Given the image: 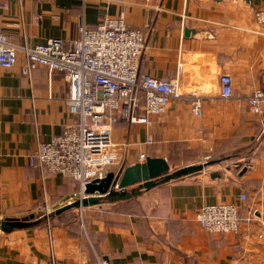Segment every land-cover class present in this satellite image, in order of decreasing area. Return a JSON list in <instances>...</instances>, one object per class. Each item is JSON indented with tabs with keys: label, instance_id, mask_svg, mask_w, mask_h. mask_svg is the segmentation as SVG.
Listing matches in <instances>:
<instances>
[{
	"label": "crops",
	"instance_id": "crops-1",
	"mask_svg": "<svg viewBox=\"0 0 264 264\" xmlns=\"http://www.w3.org/2000/svg\"><path fill=\"white\" fill-rule=\"evenodd\" d=\"M260 10L264 0H8L7 6L0 0V24L20 46L50 38L71 44L82 24L94 27L123 12L128 26L146 31L140 73L177 80L179 94L147 124H115L113 138L123 144L120 166L148 156L166 158L171 170L214 161L150 188L136 184L127 189L130 196L112 194L86 205V233L60 221L56 211L78 183L60 173L43 178L31 152L37 140L73 128L78 116L69 110L64 74L44 65L23 73L19 51L13 67L0 66V220L37 215L45 187L54 209L53 241L40 217L26 227H0V264H51V254L57 264L93 262L97 255L107 264H264V113H254L248 102L264 86ZM223 72L233 78L230 99L220 96ZM196 97L201 115L193 111ZM144 102L140 91L138 114ZM248 160L241 175L232 167ZM214 171L221 172L216 179ZM221 201L240 205L239 233H212L198 223V208Z\"/></svg>",
	"mask_w": 264,
	"mask_h": 264
},
{
	"label": "built area",
	"instance_id": "built-area-1",
	"mask_svg": "<svg viewBox=\"0 0 264 264\" xmlns=\"http://www.w3.org/2000/svg\"><path fill=\"white\" fill-rule=\"evenodd\" d=\"M8 0H2L7 6ZM264 21V10L257 12ZM80 36L71 44L61 38H50L43 43L22 46L12 42L0 24V66L13 67L19 59V51L25 57L22 71L25 74L37 66H47L51 71L64 74L69 87V110L78 116L77 124L54 136L49 141L37 140V147L31 152L30 163L46 172L60 173L77 181L79 189L68 196L63 206L81 201L76 210L81 214L85 229L82 203L89 195L86 186L101 179L109 171L119 172L123 160V144L113 138V128L121 121L149 123V116L167 111L170 101L179 94V83L175 79L159 78L140 73V59L147 37L146 31L128 26L124 13L115 18H105L94 27L80 26ZM183 63L178 70L182 71ZM220 96L233 97L231 74H220ZM144 95V114H138V93ZM251 110L264 113V86L257 88L249 97ZM193 111L202 114L200 97L192 101ZM45 204L40 208L47 219V231L52 244L53 232L47 192L43 193ZM241 200L247 199L241 193ZM61 206V207H63ZM240 205L233 201L204 204L196 211V219L202 228L212 233H239ZM86 233V232H85ZM51 264H57L52 258ZM84 264H107L98 256L93 262Z\"/></svg>",
	"mask_w": 264,
	"mask_h": 264
},
{
	"label": "water",
	"instance_id": "water-1",
	"mask_svg": "<svg viewBox=\"0 0 264 264\" xmlns=\"http://www.w3.org/2000/svg\"><path fill=\"white\" fill-rule=\"evenodd\" d=\"M186 33H189L188 29L186 30ZM251 161H241L232 167H234L237 173L241 175L249 168ZM213 163L214 161H206L171 170L170 163L166 158L160 156H148L144 161L123 167L119 172L109 171L105 177L88 183L86 186V193L89 196L84 199L82 203L84 205L97 204L100 203L105 196L112 194H115L117 198L130 196V192H128L127 189L136 184L150 188L172 178L199 172ZM220 174L221 172L214 171L212 178L216 179ZM118 190H121V193H118ZM80 204L81 201L77 200L73 204H68L59 208L56 212L58 213L68 208L78 207ZM32 223H34L32 220L23 218H6L0 220V227L4 230H9L26 227Z\"/></svg>",
	"mask_w": 264,
	"mask_h": 264
},
{
	"label": "trees",
	"instance_id": "trees-1",
	"mask_svg": "<svg viewBox=\"0 0 264 264\" xmlns=\"http://www.w3.org/2000/svg\"><path fill=\"white\" fill-rule=\"evenodd\" d=\"M56 216H57V218L60 221H68L70 223L72 222L71 223L72 225H74V223H76L75 222L76 216H75L74 212L72 211V208L65 209V210L60 211L58 213L56 212ZM22 218L23 219L32 220V219L38 218V216L36 214H34V213H30V214H26V215L20 217V219H22ZM72 230H75L76 231V234L78 235V229H77V227H74ZM91 237H92V235H91Z\"/></svg>",
	"mask_w": 264,
	"mask_h": 264
},
{
	"label": "rangeland",
	"instance_id": "rangeland-1",
	"mask_svg": "<svg viewBox=\"0 0 264 264\" xmlns=\"http://www.w3.org/2000/svg\"><path fill=\"white\" fill-rule=\"evenodd\" d=\"M72 211L74 212V214H75V216H76V218H75V222H76V224H77V226H78V228L81 230V232H83V233H85L84 232V228H83V226H82V224H81V214L78 212V210H76V209H72ZM54 213H52L51 214V216L53 215ZM43 215V212L42 211H40V212H38L37 213V216L38 217H40V220H45V222L47 221V219H46V217L45 216H42ZM84 215V214H83ZM47 223V222H46ZM209 232V231H208ZM259 236H260V234H259Z\"/></svg>",
	"mask_w": 264,
	"mask_h": 264
}]
</instances>
